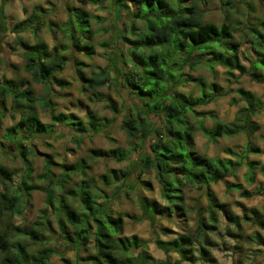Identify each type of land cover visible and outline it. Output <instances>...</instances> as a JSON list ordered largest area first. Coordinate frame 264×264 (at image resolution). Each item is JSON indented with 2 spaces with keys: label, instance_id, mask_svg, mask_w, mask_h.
Listing matches in <instances>:
<instances>
[{
  "label": "trees",
  "instance_id": "1",
  "mask_svg": "<svg viewBox=\"0 0 264 264\" xmlns=\"http://www.w3.org/2000/svg\"><path fill=\"white\" fill-rule=\"evenodd\" d=\"M94 4H103L106 0H87ZM115 10L120 13L126 8V2L136 4L138 10L133 13L144 22V30L135 39L133 46L128 48L131 56L132 69L121 71L114 67L115 77L107 67H102L86 76L80 69L82 61L76 62V73L82 82L84 90L96 93L100 87L118 76L122 85L133 95L132 104L124 105L121 115V127L129 140H138L139 148L145 141L148 146L143 152L133 148L136 158L125 169L109 170L100 175L96 181L91 176L85 178L86 169H90L84 158L77 163L62 164V170L57 174L53 171L55 164L50 155L45 154L43 172L33 180V151L22 140L36 137L42 133L53 132L56 123L67 125L69 129L80 134L92 131L98 132L102 123L90 113L85 125L74 114L51 113V122L43 123L37 114V108H47L51 96V84L59 87L69 83L59 78L58 73L70 59L68 55L58 52L56 47L48 48L44 41L34 40L29 43L21 33L28 30H39L45 22L38 12H32L29 17L15 23L10 31L14 33V43L19 48L22 58V70L27 77H3L0 79V118L7 112V100L11 116L16 120L4 130L3 138L6 144H13L24 170L18 181H14L15 171L0 164V264H53L51 256L55 247L50 242L58 239L73 250L74 259L65 264H168L165 259L158 262L147 251L146 241L136 235H124V223L121 215H113L110 203L114 196L119 195L122 187L133 189L125 184L130 172L137 171V178L150 169L156 171L159 184V194L164 204L140 196V219L149 222L151 231L157 227V221L162 216H186L184 185L202 189L206 197V205L195 206V227L188 232L178 233L170 239L155 237V245L165 254L175 253L178 261L188 264H215L211 253L213 243L209 232L216 228L218 213L238 230L229 232L232 237L241 238L247 244L258 245L254 253L264 251V236L258 232L241 233V222H253L264 227V219L257 211L239 216L225 202H221L214 194L211 184L223 180L232 174L236 165L242 162L247 166V180L250 182L255 175L256 160H247L249 153H264L257 145L246 142L239 152H230L237 157L212 158L193 152L194 131L187 121V114L200 117L197 121L199 129L209 141H216L222 135H234L239 132L252 134L257 126L250 117L257 112L253 106V96L244 89L236 91L247 105L236 112L233 121L224 122L210 112L215 119L212 128L204 125L207 111L195 108L214 101L222 96L218 93L216 84L206 90L202 75L191 77L184 71L199 65L214 68L224 67L226 73L236 76L247 74L257 82H264V34L255 26L246 23V32L255 55L249 58L245 66L239 58L240 39L234 34L243 30L231 22L217 25L204 20L200 3L202 0H110ZM230 0H222L223 4ZM40 12L42 9L40 6ZM68 17L62 27L70 38L74 48L92 53L91 44H81L85 33L88 37L93 31L88 26V13L68 8ZM6 15L3 4L0 5V28L3 33L7 29ZM259 25L264 26L260 20ZM78 32L77 35L74 32ZM119 37L125 38L123 35ZM130 41V40H129ZM69 48V47H67ZM121 50H119L120 52ZM188 81L199 85L197 96H186L177 90ZM32 83L43 85V94L37 95ZM107 106L119 113L113 100ZM51 110V108H50ZM75 143H81V135L75 136ZM35 153V152H34ZM90 157L114 158L117 162L129 159L127 151L118 149H90ZM264 175V164L260 166ZM80 176L78 181L71 183L72 176ZM45 182V186L43 185ZM99 182L102 184L100 185ZM70 186V187H69ZM110 194L106 188H112ZM227 189L239 188L236 183L226 184ZM46 192L45 207L41 215L30 226L16 223L15 214H21L32 190ZM57 191L60 194H57ZM241 195H245L242 191ZM55 224V229L52 227ZM246 254L247 249H243ZM84 254V255H81ZM239 264L243 260L239 259Z\"/></svg>",
  "mask_w": 264,
  "mask_h": 264
},
{
  "label": "rangeland",
  "instance_id": "2",
  "mask_svg": "<svg viewBox=\"0 0 264 264\" xmlns=\"http://www.w3.org/2000/svg\"><path fill=\"white\" fill-rule=\"evenodd\" d=\"M1 4H3L6 15L7 29L2 33L0 28V79L15 76L28 78V75L22 70L23 60L19 55V48L14 43V33L10 29L15 23L29 17L33 11L38 12L45 24L41 25L38 31L33 32L30 29L20 35L29 43L34 40L44 41L49 49L56 47L55 49L60 53L63 48H66L62 52L70 58L57 75L69 84L63 87L51 84L49 106L44 109L37 108L39 119L43 123H50L51 113L74 114L85 125L87 115L92 113L102 123L98 132L90 131L82 134L69 129L67 125L56 123L53 126L54 131L51 133L46 132L36 137L23 139L22 143L33 151L30 157L33 165V180H37V177L43 172L44 158H47L45 154L50 155L53 159L55 164L52 167L56 174L63 169L62 164H75L84 158L87 165L90 166V169H86L87 172L84 177L91 176L96 181L99 180L100 175L111 169L119 171L128 167L137 155L133 148L145 152L148 146V142L145 141L141 144L143 148H139V141L136 139L129 140L121 127V115L125 111L123 110L124 105L132 104L135 98L122 85L121 76H118L116 82L113 80L110 83L107 82L96 93L91 90H84L76 73V62L82 61L80 69L86 76H90L102 67H107L114 77L116 76L114 70L116 66L121 71L132 69L130 61L132 58L127 53L128 48L133 46L131 39H135L145 28L143 20L133 15L138 10V6L126 2L127 7L122 8L121 12L118 13L110 0L104 1L103 4H94L87 0H0ZM37 6L41 7L40 12L38 11L39 8H35ZM200 7L204 14V20L217 25L231 22L234 26L243 29L236 32L234 38L240 39L241 45L238 55L242 63L248 66L249 58L253 57L255 53L249 39L245 38L250 36L249 32H246V23L260 29L264 34V26L259 25L260 20L264 21V0H230L227 4H223L222 0H202ZM68 8L88 13V26L93 33L88 37V34L84 32L80 43L91 44L92 53L89 55L74 48L70 38L65 34L64 28L66 26L63 25V22L68 17ZM242 31L245 32V37H242ZM74 34L77 35L78 32L76 31ZM120 35L125 38L119 37ZM119 50L121 51L119 52ZM184 71L191 77L202 75L206 90L211 87L212 83H215L218 93H223L214 101L195 108L198 111L208 112L203 119L206 127L215 126V119L210 116V112L217 119L229 122L233 121L238 109L247 105V102L239 97L236 91L238 88L248 91L253 96L251 99L253 106H257V112L250 117L257 126L252 134L239 132L230 136L222 135L216 141H209L197 129L196 125L200 117L187 114V121L194 131V153L212 158H231L235 161L237 157L228 151L239 152L246 142L257 145L261 150H264V82H257L247 74L236 76L237 71H234L233 75H229L220 65H216L214 68L199 65L194 70L185 67ZM32 87L37 95L43 94L42 84L32 83ZM198 88L199 85L196 82L188 81L183 86L178 87L177 90L186 96H197L199 94ZM110 99L115 102L117 109L121 112L120 115L107 106ZM9 102L8 99V110L0 118V164L14 170V181H18L24 170L23 164L16 154L13 144H6L7 142L3 138L4 130L18 120L17 115L15 119L12 118ZM78 135H81L82 140L79 145H76L74 137ZM94 148L104 150L122 148L127 151L129 159L117 162L114 158H91L90 149ZM247 160L258 162L252 181L247 180V166L242 162L233 168L232 174L211 184V188L217 199L227 203L235 214L239 216L253 215L251 211L254 210L264 219V175L259 170L260 166L264 164V153H249ZM79 178L78 175L72 176L70 182L78 181ZM230 183H236L240 187L227 189L226 184ZM99 184L102 185L100 182ZM125 184L133 187V189L122 187L119 195L114 196L110 203L113 215L122 216L124 235H136L144 239L148 253L158 262L167 259L168 264H188L185 261H178L175 253L165 254L155 245L154 239L155 237L170 239L178 233L189 232L190 228L195 227V206L206 205V197L202 189L184 185L186 216L174 215L171 217L164 215L158 219L157 227L153 232L149 222L146 219H140L139 198L143 196L149 200H155L159 204H164L159 194L156 171L152 168L143 173L139 179L137 178V171H132L128 179L125 180ZM43 185L45 186V182ZM106 190L110 194L113 187L106 188ZM242 191L245 192V195H241ZM57 194L60 192L57 191ZM45 197L46 192L44 190H32L26 204L22 207L21 214L13 216L14 221L21 226H30L41 215V211L46 205ZM52 227L55 229V224ZM237 230L235 226L223 218L222 214L218 213L216 228L209 232L213 243L210 249L216 260L215 264H239V259L243 260L242 264H264V251L260 250L261 253L256 254L253 251L258 245L247 244L241 238L232 237L229 234V232H236ZM253 231H258L264 236V227L261 228L253 222H241V233L249 234ZM49 245L55 247V252L51 256L53 264H65V261L74 259L73 250L62 243L58 236ZM242 248L247 249L248 257H246L245 252L241 251ZM81 255L84 254L81 253Z\"/></svg>",
  "mask_w": 264,
  "mask_h": 264
}]
</instances>
